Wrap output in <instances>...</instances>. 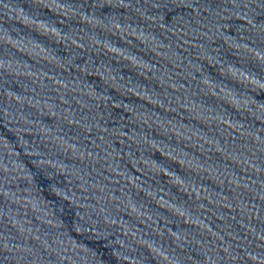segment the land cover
I'll list each match as a JSON object with an SVG mask.
<instances>
[{"label":"water","instance_id":"obj_1","mask_svg":"<svg viewBox=\"0 0 264 264\" xmlns=\"http://www.w3.org/2000/svg\"><path fill=\"white\" fill-rule=\"evenodd\" d=\"M0 69L264 250V0H0Z\"/></svg>","mask_w":264,"mask_h":264}]
</instances>
